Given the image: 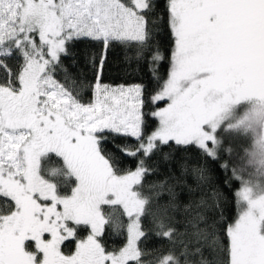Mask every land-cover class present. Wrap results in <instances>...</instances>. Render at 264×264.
Segmentation results:
<instances>
[{
    "label": "snow or ice",
    "instance_id": "1",
    "mask_svg": "<svg viewBox=\"0 0 264 264\" xmlns=\"http://www.w3.org/2000/svg\"><path fill=\"white\" fill-rule=\"evenodd\" d=\"M160 5L0 0V199L6 202L0 207V264H145L142 244L152 235L173 245L157 264H264V0ZM165 29L170 68L158 91L145 82H104L109 54L127 61L133 46L136 61L147 59L159 80L152 65L164 58L156 36L163 38ZM65 59L90 70V101H82ZM163 101L166 106L157 107ZM153 119L158 125L145 135ZM122 138H135L136 148L118 144ZM250 140L252 150L245 151ZM226 144L236 146L227 149L234 152L230 171L242 184L233 223H209L203 199L181 205L175 187L183 175L171 168L164 179H149L160 175L158 166L146 163L152 156L169 161L172 151L194 146L192 171L211 183L210 165ZM117 153L141 159L124 170ZM53 154L77 182L70 195H59L41 174L42 159ZM219 166L228 170L227 163ZM212 195L211 207L220 210L223 194L216 188ZM119 214L129 221L126 243L108 251L101 237L107 225L122 230ZM147 217L154 233L142 224ZM78 227L90 229L86 238H78ZM74 238L75 251L65 254L61 245Z\"/></svg>",
    "mask_w": 264,
    "mask_h": 264
},
{
    "label": "trees",
    "instance_id": "2",
    "mask_svg": "<svg viewBox=\"0 0 264 264\" xmlns=\"http://www.w3.org/2000/svg\"><path fill=\"white\" fill-rule=\"evenodd\" d=\"M166 0H161L160 7L163 8ZM158 28H163V25H157ZM171 37L170 33L165 29L164 37L162 38L160 35L156 36V42H159L160 52L163 55V60L159 61L157 64L152 65V67L156 68L157 75L160 77L159 80L152 78V73L149 71V63L148 60H144L141 62H137L135 59V53L137 51L136 47H130L128 50L129 59L126 61L123 55L109 54L110 63L105 70L104 74V82L110 84H133V83H150L151 88L154 91H158L159 88L163 85L164 81L168 77V72L170 68V57H171ZM64 64L68 67V71L70 76L76 80L75 89L80 93L81 99L83 102H88L92 98V93L89 87H87L89 81H91V73L90 70L83 69L82 67L78 70L71 66V61L69 59L64 60ZM60 79H63V75L61 74ZM69 87H72L70 84ZM164 102H161L158 105H162ZM151 127L148 128L145 132V135L153 131L158 125V121L153 119L150 121ZM118 144L125 146L129 150H134L137 146V141L135 138H122L117 140ZM174 143V142H173ZM250 141L244 145L247 147ZM109 150L113 151L110 146ZM168 148H163V152H169ZM242 154V153H241ZM118 157L123 160V164L121 167L124 170L134 169L138 160L141 157L130 158L128 156H120L117 153ZM197 155V149L193 146L187 152H177L172 151L171 159L169 161H163L159 156H152L151 160L147 161V164L158 166L160 170L159 176H151L150 180L158 181L165 178L168 174V169L171 168L173 173L177 175H183V183L178 184L175 187V191L178 194V200L181 205L189 204L193 199L199 201L203 199L205 201V210L206 215L209 217V223L213 220L218 221L219 223L230 224L235 221L239 214V206L238 199L235 196V192L240 188L241 181L239 179L233 178L230 169L233 168L234 165V154L229 156L228 153H221L220 160L211 164L210 168L212 171L208 173V175L212 178L211 183H207L198 179L196 173L192 171V168L196 167L194 163V157ZM228 163V170L221 168L219 165L224 162ZM202 162V160H201ZM181 165L187 166V171L181 168ZM51 169H60L58 174H51ZM66 167L63 163L62 158L56 157L54 154L49 157H45L41 161V174L42 176L55 183L57 185L58 194L61 196L70 195L72 189L76 186V180L74 177H66L64 175V171ZM249 172H252L253 169L249 168ZM244 177L248 179V175L245 174ZM227 180L228 186L225 187L221 181ZM174 183V182H173ZM189 188L192 189L189 192ZM219 188L221 193L223 194V199L220 201V210L214 209L211 207L213 204V191ZM166 199V198H165ZM6 202L3 199H0V207ZM220 211L224 213V219L220 220ZM104 212L106 215L111 214V210L105 207ZM122 230L120 232H115L111 225H107L105 227L104 234L101 237V241L104 244L105 248L108 251L118 250L123 247L126 243L127 239V224L128 218L123 214H119ZM175 215V218L178 220L179 215ZM142 224L146 231L152 230L153 233L157 231L155 223L152 221L151 217H147L142 220ZM180 232H183V228L179 229ZM90 229L86 227H78L77 228V236L79 239H84L89 234ZM76 239H72L71 243L65 242L63 244V250L65 253H72L76 248ZM145 252L147 253L145 257V264H157L158 257L162 255H166L170 249L173 248V245L167 239H159L157 236L152 235L150 238L142 244ZM177 254L180 249L179 240L176 243ZM205 257L210 258L209 254L206 252Z\"/></svg>",
    "mask_w": 264,
    "mask_h": 264
},
{
    "label": "rangeland",
    "instance_id": "3",
    "mask_svg": "<svg viewBox=\"0 0 264 264\" xmlns=\"http://www.w3.org/2000/svg\"><path fill=\"white\" fill-rule=\"evenodd\" d=\"M164 103L162 104V105H158V104H160L161 102H159L158 104H157V107H165L166 106V103H167V101H163ZM228 148H233V150H234V152H235V149H236V146L235 145H232V144H226L225 145V151L224 152H226V153H228L229 154V156H231L232 154H234V152L233 153H229L228 151H227V149ZM224 152H222V153H224ZM224 163H227L226 161L224 162ZM227 165H228V163H227ZM244 179H246L245 177H244ZM51 182V181H50ZM242 187V184H241V186H240V188ZM239 188V189H240ZM238 189V190H239ZM237 190V191H238ZM238 199V198H237ZM238 206H239V211H240V205H239V202H238ZM46 238H50V237H48L47 236V234H46ZM33 247H34V245H33ZM61 250L64 252V250H63V244L61 245ZM75 251V250H74ZM73 251V252H74ZM72 252V253H73ZM65 253V252H64ZM65 254H69V253H65ZM71 254V253H70Z\"/></svg>",
    "mask_w": 264,
    "mask_h": 264
},
{
    "label": "clouds",
    "instance_id": "4",
    "mask_svg": "<svg viewBox=\"0 0 264 264\" xmlns=\"http://www.w3.org/2000/svg\"><path fill=\"white\" fill-rule=\"evenodd\" d=\"M254 144V140H250V143L248 144L247 147H245V151H251L252 150V145Z\"/></svg>",
    "mask_w": 264,
    "mask_h": 264
}]
</instances>
